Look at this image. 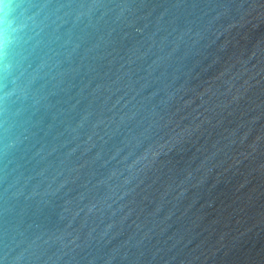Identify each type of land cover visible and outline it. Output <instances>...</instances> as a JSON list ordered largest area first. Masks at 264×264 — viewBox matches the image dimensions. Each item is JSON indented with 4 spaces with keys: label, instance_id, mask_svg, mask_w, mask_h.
Listing matches in <instances>:
<instances>
[{
    "label": "water",
    "instance_id": "95a60500",
    "mask_svg": "<svg viewBox=\"0 0 264 264\" xmlns=\"http://www.w3.org/2000/svg\"><path fill=\"white\" fill-rule=\"evenodd\" d=\"M0 264H264V0H0Z\"/></svg>",
    "mask_w": 264,
    "mask_h": 264
}]
</instances>
